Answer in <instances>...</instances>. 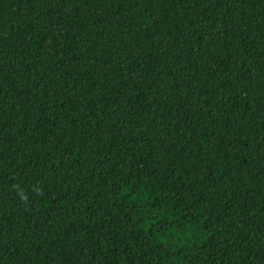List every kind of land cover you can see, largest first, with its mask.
I'll return each mask as SVG.
<instances>
[{
	"label": "trees",
	"instance_id": "1",
	"mask_svg": "<svg viewBox=\"0 0 264 264\" xmlns=\"http://www.w3.org/2000/svg\"><path fill=\"white\" fill-rule=\"evenodd\" d=\"M0 264H264V0H0Z\"/></svg>",
	"mask_w": 264,
	"mask_h": 264
},
{
	"label": "clouds",
	"instance_id": "2",
	"mask_svg": "<svg viewBox=\"0 0 264 264\" xmlns=\"http://www.w3.org/2000/svg\"><path fill=\"white\" fill-rule=\"evenodd\" d=\"M21 198H22V199H24V200H26V199H27V197H26V196H22Z\"/></svg>",
	"mask_w": 264,
	"mask_h": 264
}]
</instances>
